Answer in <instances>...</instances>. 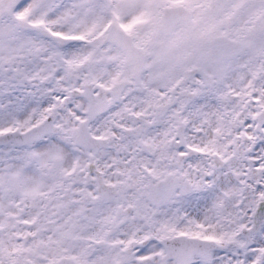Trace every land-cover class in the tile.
Returning a JSON list of instances; mask_svg holds the SVG:
<instances>
[{"label": "snow or ice", "instance_id": "1", "mask_svg": "<svg viewBox=\"0 0 264 264\" xmlns=\"http://www.w3.org/2000/svg\"><path fill=\"white\" fill-rule=\"evenodd\" d=\"M0 264H264V0H0Z\"/></svg>", "mask_w": 264, "mask_h": 264}]
</instances>
